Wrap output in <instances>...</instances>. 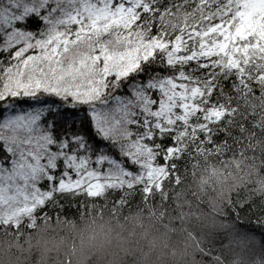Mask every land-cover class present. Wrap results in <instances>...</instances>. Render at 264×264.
Returning a JSON list of instances; mask_svg holds the SVG:
<instances>
[{
	"label": "snow or ice",
	"instance_id": "obj_1",
	"mask_svg": "<svg viewBox=\"0 0 264 264\" xmlns=\"http://www.w3.org/2000/svg\"><path fill=\"white\" fill-rule=\"evenodd\" d=\"M256 98L264 0H0V217L151 183Z\"/></svg>",
	"mask_w": 264,
	"mask_h": 264
},
{
	"label": "trees",
	"instance_id": "obj_2",
	"mask_svg": "<svg viewBox=\"0 0 264 264\" xmlns=\"http://www.w3.org/2000/svg\"><path fill=\"white\" fill-rule=\"evenodd\" d=\"M249 103L238 142L190 148L151 183L0 217V264H264V100Z\"/></svg>",
	"mask_w": 264,
	"mask_h": 264
},
{
	"label": "rangeland",
	"instance_id": "obj_3",
	"mask_svg": "<svg viewBox=\"0 0 264 264\" xmlns=\"http://www.w3.org/2000/svg\"><path fill=\"white\" fill-rule=\"evenodd\" d=\"M107 227H108V226L104 225V223H100L99 226H98V230L101 231V230L107 229ZM148 233H150V234H151V233L154 234L152 231L149 232V230H148ZM106 234H107V232H104V234H103V237H104V238L106 237V236H105ZM157 235H161V234L156 233L155 236H156V237H159V236H157ZM90 238H96V235H92V236H90ZM169 241L171 242V240H169ZM83 256H84V255H83ZM83 256H82V257H83ZM83 258H84V257H83ZM83 258H82L81 260H83ZM85 259H86V258H85ZM80 264H82V262H80Z\"/></svg>",
	"mask_w": 264,
	"mask_h": 264
}]
</instances>
